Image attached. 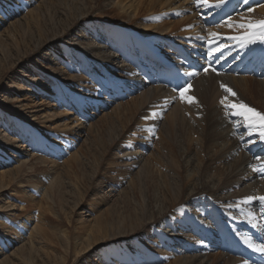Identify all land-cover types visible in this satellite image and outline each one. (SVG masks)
I'll return each mask as SVG.
<instances>
[{"label": "rangeland", "instance_id": "374dc122", "mask_svg": "<svg viewBox=\"0 0 264 264\" xmlns=\"http://www.w3.org/2000/svg\"><path fill=\"white\" fill-rule=\"evenodd\" d=\"M96 1L0 0V114L3 115L0 118V131L2 130V134L7 132V136H12L13 140L20 138L19 141H22V138L12 131V125L1 128L3 121L8 122L9 112L20 113L21 118H17L12 113H10V118H14V121L17 122L18 120L22 124L33 119L30 117L31 114H37L41 117L42 114L72 109L76 115L79 114L77 117L81 118L84 111L89 113V121H86L85 128L82 129L84 131L82 136L72 138L64 132H60L62 134H58L56 137L49 134L48 128H51L54 123L61 119L57 117L53 120L54 118L50 116L52 123L50 121L39 124L43 126L36 127L38 128L36 132L39 133L38 138L40 137L38 146L28 145L27 142L28 147L26 146V149L28 150L24 149L23 156L15 157L9 163H4V159L8 157L0 155V180L3 183L4 179L8 182V185L0 190V205L5 206L7 203L11 205L9 209L0 207V213L7 214L11 211L12 214H9V218L6 219L8 226L4 225L3 220H0V264H5L4 262L6 264H169L170 260L164 254L171 252L178 254V256L190 255L191 253L188 252L189 245L196 246L205 254L222 251L219 246L214 245L215 243L209 244L199 234L191 232L188 228H174L176 218L179 219L174 212L166 220L154 222L155 217L151 226H142V219H146L147 215L151 217V212L155 214L160 206L167 204L169 201L167 197L170 196L168 191L171 185L189 189L191 187V185H187L190 179L189 174L194 169L195 171L199 170V160L195 155L196 146L200 142L198 140L199 134L192 140V145H189V141L184 139L185 137L189 139L192 135L190 129L187 130L184 127L185 123H179L176 129L166 126L167 124L163 127L162 122L165 119L162 118L161 122L158 119H151L152 116L146 109V105L140 107L143 109H135L133 106L135 105V98L133 97H140L139 93L128 94L126 92L124 97L119 96V101L110 103L106 107L98 105L96 108L91 103L90 106L81 110L77 107L79 106L78 102L71 101L70 105L66 100L59 101L53 96L41 94L43 92L40 89V94L31 98L32 103H30L27 111L32 110V113L25 112L19 107L26 102L24 97L33 93L30 89L35 87L38 81H42V85L48 80L56 82L57 79L52 77L58 76L62 79L59 80L61 85L55 86L58 91L66 88V84L69 82L67 80L72 74H82L84 80L87 81L83 82L84 84L90 83L97 88L99 92L98 102L107 97L105 92L108 89L111 90L112 87L106 82L109 77L99 75L91 78L89 74L84 72V66L71 63V59L67 55L68 49H66V47L69 48L73 45L77 47L87 46L88 43L96 46L102 45V37H95L92 33L105 36V38H109V41H115L113 39L114 32L124 26V24H119L117 20L122 19L117 18L111 11L112 5L108 4V0H100L97 3ZM194 1L196 2V0ZM228 1L234 2V10L239 8V0H227L223 1V4ZM257 8L259 6L249 9ZM64 11L65 15L62 14ZM86 11H89L92 16L86 15L78 27L74 26L71 37L61 36L62 44H47L42 47L38 45L42 40L51 42L53 36L58 33L56 31L64 27L68 21L70 22L69 17L74 13L71 20ZM241 11L245 10H237L234 12L233 18L238 16L237 12ZM102 26L106 27V30L101 29L100 31ZM126 26L125 29L131 27L130 32H133L139 39H146L150 44L148 47L152 45L153 48H157L156 40L158 39L167 41L166 38L157 34L148 40L146 36L135 33L133 26ZM217 26L220 27L219 24L213 27L217 28ZM107 35L111 37H107ZM73 38L78 43H74L71 40ZM129 39V37H125V40ZM231 39L236 40L240 46L248 44L240 37H231ZM115 45L121 46V48L127 47L126 43L121 45L114 42L109 50L118 56L120 52L119 49H115ZM148 47H143V50L141 48L139 53L146 55L149 51ZM125 52L128 55L133 53L130 48H126ZM120 60L115 61V64L120 66L129 64L128 61ZM134 61L137 62V59L134 58ZM209 72L214 71L210 69ZM203 74L200 73L194 82ZM61 75H65L67 78L63 80L64 77ZM249 77L256 78L254 76ZM262 79L257 78L256 82ZM35 80H37L36 83H33ZM215 81L221 88L223 82H218V79ZM99 82H105L103 87L100 86ZM120 82L121 80L115 85L121 86ZM194 82L185 92L184 100L180 98V95L176 98L184 110L194 107L195 104L193 105V103L199 101L197 96L192 101L193 103L187 101L188 97H194V94L190 92ZM255 86L246 91L247 94L240 93L241 96L235 92L237 95L234 97L239 99H234V102L231 103L247 102L245 104L251 108L264 113V95L262 96L258 91V86ZM221 89L225 90L223 87ZM229 96H232L231 93ZM42 100H46V102L41 103ZM51 103L57 104L54 110L50 107ZM32 105L39 107L31 108ZM221 106L223 109H227L225 105ZM192 110V112H187H191L193 115L190 114L189 116L186 113L188 114L186 118L189 121L192 117L190 120L192 124L198 125V119H200L198 117H201V115H197L198 107L192 108ZM228 111L232 110L228 109ZM230 115L232 120H237L236 123L247 126L246 130H244L245 127L241 129V134L245 135L250 132V135L253 133L252 135L255 136L253 138L252 135L248 136L251 143L248 140L249 143L246 142L245 144H251L252 150L255 153L260 151V155L264 157L262 152L264 151V140L262 141L264 131L258 127L259 124L253 123L255 128L253 124L249 126L243 117L232 113ZM74 117L76 118V116ZM82 119L84 118L82 117ZM176 119L178 120V118ZM249 127H253V130ZM55 140H58L56 141L57 155L51 151L52 142ZM214 148L219 149L220 147L215 146ZM132 150L142 152V160L137 164H129L121 157L125 151ZM239 152L242 151L239 150ZM12 154L14 153L12 152ZM189 158L196 160L194 169L190 160L188 162ZM23 163H27V166H22L23 171L20 167L18 175L13 176L14 178H11L12 176L3 177L4 171L16 169ZM216 165L219 164H215L214 167ZM256 168L257 164L253 167L255 172H257ZM259 179L264 180V175H261ZM236 189H240L239 186ZM228 191V193H233L234 189ZM258 194L261 195L262 193ZM198 196L195 203L200 199L205 201V205L203 204V207L206 208L204 213L210 211L208 219H205V215L193 216L190 213L187 216L197 224H201L203 219L206 222L211 220L210 216L217 218L218 209L215 210L211 207L214 206L213 203L216 198L208 193H201ZM245 201L241 205L246 206L248 200ZM237 202L238 200L232 203ZM193 205L190 202L188 209L190 210ZM247 210L251 211L249 207ZM239 215L242 217L252 216L251 213L246 212ZM139 219L140 224H138ZM230 219L232 220V218ZM237 219L232 220V222L245 237L248 235L249 227L256 229L260 227L259 222ZM224 223L226 222L224 221ZM229 224L232 223L229 222ZM201 225L205 227L206 223ZM131 227L133 228L129 230ZM232 227L230 228L232 229ZM122 230H126V232L121 234H127L126 236H129L130 239H123V237L116 239L117 233ZM167 234L184 236L185 239L183 237L179 239L170 237ZM249 240H251L250 237ZM204 241L208 244H205ZM211 241L213 242L212 239ZM151 242L155 244L151 245ZM183 250L186 253H183Z\"/></svg>", "mask_w": 264, "mask_h": 264}, {"label": "bare ground", "instance_id": "6f19581e", "mask_svg": "<svg viewBox=\"0 0 264 264\" xmlns=\"http://www.w3.org/2000/svg\"><path fill=\"white\" fill-rule=\"evenodd\" d=\"M108 1V4L112 5L110 7L111 11L114 12L117 18L119 17L120 19H122L117 20L119 21L118 23L124 24L123 27L119 25L122 28H118L114 32L113 39L115 41H109V38H105V36H100L99 34L92 33L93 35H95V37H102V45L96 46L88 43L87 46L83 47H77L74 45L69 46V48L66 47V49H68L67 55L71 59V63L74 62L78 66H84V72L89 74L91 78L98 77L99 75H107L109 77L106 82H108L112 87L111 90H106L105 94L107 95V97L98 102L99 92L97 88L90 83L84 84L83 82L87 81L84 80V76L82 74H72L67 80L69 82L68 84H66V88L64 87L62 90L58 91L55 86L61 85L59 83V80H62L58 76L52 77L54 79H57L56 82L48 80V82L42 85V81H38L37 85H35V87L32 85L33 88L30 89L33 93H29L28 96L26 95L24 97V100H26V102L22 103L19 107L24 109L25 112H31L32 110L27 111L29 110L28 108L31 105L30 103H32L31 98L34 95L38 96L40 94V89L41 92H43L41 94L53 96V98L55 97L59 101L66 100L70 105L71 101L78 102L79 106L77 107L81 110L90 106L91 103L96 108L98 105L106 107L110 103L119 101V96L124 97L126 92L139 93L140 97H133L135 98V105H133L135 109H139L141 106L146 105V109L152 116L151 119H158L159 122H161L162 118L165 119L164 122H162L163 127L167 124L166 126L176 129L179 123H185L184 127L187 128V130L190 129L192 135L189 139H187L186 137L184 139L185 141H189V145H192V140L198 134V140H200V142H198L196 146L197 152L195 153L197 159L199 160L198 171H195L194 169V162L196 160L193 158H195V156L193 155V158L191 160L190 158L188 159V162L190 160L194 169L193 172L189 174L190 179L189 182H187V185H191V187L186 190L185 187L171 185L168 191V195L170 196H166L167 199L169 198L167 204L160 206L155 214L154 212H151V217H148L147 215L146 219H142V226H151L155 217L156 219L154 220V222H161L162 220H166V218H168V216L174 212L179 217V219L176 218L175 220V224L173 225L175 226L174 228H188L191 232L199 234L201 238L209 242V244L213 245L215 243L214 245H216V247L219 246L222 251L225 246H227L231 242L236 241L245 245L246 248L250 249L251 251H256L258 248L264 247V200L259 199L260 197H264V180L259 179L261 175H264V157L260 155V151L255 153L250 147L251 144H245L249 140L248 136H251L253 133L250 135L249 130L248 134H241V129H244L245 127L244 130H246L247 126L242 123L241 125L236 123L237 120H232V116L230 115L232 111L223 109V107L221 106L222 104L220 103V101L224 97H227L225 105L230 104L232 101L234 102V99L239 98L234 97L233 95L230 97V93L226 90H222V87L220 88V85H218L217 81H215L218 79V82H223V85L231 88L233 92H236L239 95L240 93H242L243 95L247 94L246 91H248L249 89L251 90V87L257 85L259 93L263 96L264 79L258 80L256 82L258 77L257 75H255V73L248 75L254 76L256 78L249 77L248 75L236 76L231 74L227 75L226 73L216 74L215 72H217V70L215 69V66L208 65L209 70L215 69V71L209 73L204 72V74L194 82L193 87L190 91L191 94H194V99L196 96L199 99L198 102H192L193 105L195 104L192 108L194 109L198 107V112L196 111L197 115H201V117H198L200 118L198 119V125H194V123L192 124V122L190 121L192 117L189 121L186 118L188 114L189 116L190 114L193 115V113H191L193 111L192 108L189 107L184 110L182 104L176 101V98H178L180 95L179 91H170L162 86L157 85H147L141 79L140 73L137 70V62L134 61V57L132 56L134 55L137 61L153 59L155 61L166 63L175 58V49H184L189 45H197L200 48L201 52L206 53L207 56H211L208 55L210 51L214 54L217 51L216 49L220 50L221 48H227V51L225 53L226 56H236L237 60L248 57V63L252 62L254 64L252 65L254 69L259 68V76L264 78V41L260 42V39L256 38L260 35L259 31L256 28L247 27V25L250 23L253 25H257L259 21H264V0H239V8L237 10L244 9L245 11L237 12L238 16L234 18V12H236L237 10L233 9V1H228L223 4V2H217L219 0H208L207 5L203 3V0H196V2L194 0ZM257 6H259V8L254 10L249 9L250 7ZM224 9H230V14L225 20L220 21V27L217 26L216 28L207 24V20L209 19V16L206 15L207 11H210L212 14H216L220 13ZM16 10L19 11L18 8H16ZM64 13L65 11L62 14ZM86 15L91 14L89 11L82 12L80 15L78 14L77 16L73 17L72 20V16H70V22L68 21L67 24L64 25V27L59 29V31H56L58 32L57 34L54 33L56 35L53 34L54 36L53 38L51 37V42H44V40H42L38 45L42 47L47 44H62L61 36L66 35L67 37H71L74 26L78 27V24L81 23ZM126 25L133 26L135 28V33L146 36L148 40H151L150 37H153L155 34H157L166 38L167 41L165 39H158L156 40L157 48H153L152 45L151 47H148V41L146 39H139L133 32L131 33V27L126 30ZM241 25H243V27ZM101 29L106 30V27L102 26L99 30L101 31ZM214 33L218 35H213ZM249 33H251L252 35L249 36ZM108 36L110 35H107V37ZM125 37H129L130 39L125 40ZM231 37H240L241 39H244V41H246L248 44H243L242 46H240L236 43L237 41L231 39ZM249 39H252L254 42H248ZM71 40L74 41V43H78L76 40H74V38ZM114 42H118L121 45L123 43L127 44V47L125 48H121V46L119 47L115 45V49H119V56L118 54L113 53L111 50H109V48H111V45H114ZM145 46L149 48V51H147L146 55L139 53L141 51V48L143 50V47ZM126 48H130L133 51L132 55H128V53L125 52ZM254 50L258 52H255ZM187 52L189 51L187 50ZM118 59H121L120 61H128L129 64L127 63V65L124 64L122 66L116 65L115 61H117ZM197 73H195V75H198ZM234 74L244 73L238 71L234 72ZM195 75H192V77H194ZM61 76L64 77L63 80L67 78L65 75ZM120 80L121 82L119 84L121 86H118V84L115 85V83ZM36 81L37 80H35L33 83H36ZM104 83L105 82H99L101 87H103ZM43 102H46V100L41 101V103ZM184 105H186V103H184ZM56 106L57 104L55 103L50 104V107H52L53 110ZM37 107L39 106L32 105L31 108ZM65 110L48 113L46 115L42 114L41 117L37 116V114H31L30 117L33 119H28L29 121H26L25 124L18 122V120L16 122L14 121V118H10V113L14 114L17 118H21L22 116L20 115V113L16 111H14L15 113L8 111V122L3 121V118L1 128L4 126H6L7 128L12 125V131H14V133H17L19 135L18 137L22 138V141H19L20 138L18 140H13L12 136H7V132H4V134H2V130L0 131V155L8 157L7 159H4V163H9L15 157L23 156L24 149L28 150L26 149V146L28 147V145H39L38 139H40V137L38 138L39 133L37 134L36 131H38V128L36 127L43 126L39 124L50 122V116L54 118L53 120H55L57 117L61 119L58 122L54 123L51 128H48L49 134H53L56 137V135L62 134L60 132H64L67 136L72 138H75L76 136H82V133L84 132L82 131V129L85 128L86 121H89V113L84 111L83 114H81V118H78L77 116L79 114L76 115V113L72 109L67 111ZM166 111L168 112L165 113ZM187 111L191 112L188 113ZM226 112L228 113L227 115L225 114ZM71 115L76 116V118L74 116L72 117ZM2 117L3 115L0 114V118ZM82 117L84 119H82ZM176 118H178V120ZM73 122L75 123L72 124ZM255 124L258 125V123ZM253 126L255 125L253 124ZM258 127L262 128L260 127V125H258ZM249 128L252 129L253 127ZM262 129L264 131V128ZM253 137L255 136L252 135V138ZM263 140L264 139H262V141ZM56 141L58 140L52 142L53 146H51V151L53 154L57 155L58 147L56 146ZM27 142L28 145H26ZM215 146L220 148L215 149ZM239 150L242 152H239ZM12 152L14 154H12ZM262 152L264 153V151ZM141 154L142 152L140 150L125 151V153L121 155V157H123L124 161H127L129 164H137L142 160ZM215 164L219 165H216V167H214ZM256 164L257 172H255L253 169ZM22 166H27V163H23L16 169L4 171L3 177L7 178L8 176H12L11 178H14L13 176L18 175L19 170L22 168ZM21 170L23 171L24 169L22 168ZM13 171L14 173H12ZM9 182L11 183L10 180ZM7 185L8 182L5 181V179L4 183L1 181L0 190L5 188ZM237 186H239L240 189H236ZM240 186H242L243 188ZM232 188L234 189L233 193H228V190ZM201 193H208L216 198L213 203L214 206L211 207H213L215 210L218 209L217 218H212L210 216L211 220H208L207 222L205 221V219H208L210 213V211H207L208 213H204V211L206 210V208L203 207V204L205 205V201L200 199V201L195 203L196 198H198V195ZM258 193L262 194L260 195ZM236 200H238V202L233 204L232 202H235ZM245 200H248L246 206L241 205L242 203L246 202ZM190 202L194 205L189 210L188 204H190ZM179 206L180 208H178ZM0 207H2L3 209H9L11 205L7 203L5 206L0 205ZM248 207L251 211L247 210ZM243 212H246L248 214L251 213L252 216L242 217L241 215H239ZM190 213L193 216L205 215L206 218L203 219V222H201V224L206 223L205 227H203L201 224H197L194 220L190 219L187 216ZM9 214H11V211L7 212V214L0 213V220H3L4 225L6 226H8L6 219L9 218ZM236 217L245 221L259 222V229L252 227H249V229L256 231L258 233V236L263 237V242L259 243L258 245L254 242V238H251L249 235H246V237L242 235L243 233H240L237 230L238 227H235L234 222H232V220L234 221V219L238 220ZM230 218H232V220ZM224 221L228 224L224 223ZM229 222L232 224H229ZM138 224H140V219ZM135 227L136 226L134 225V228ZM230 227H232V229ZM132 228L133 227H131L129 230H131ZM122 232H126V230L118 232L116 239H118L119 237H123V239H130L129 236H126L127 234H121ZM167 235L170 237H177L178 239L180 237H183L185 239L184 236H174L173 234ZM249 237L251 238V240H249ZM211 239L213 240V242L211 241ZM207 242H205V244H208ZM8 243L6 244L7 247ZM150 244L154 245L155 243L151 242ZM184 247L187 248V246ZM188 248V252L191 253L190 255L178 256V254H174L171 252H167L164 255L168 260H170L169 264H249L244 259L234 257L224 251H216L214 253L208 252V254H205L204 251L200 250L196 246L189 245ZM183 253L186 252L183 250ZM4 263L6 264V262Z\"/></svg>", "mask_w": 264, "mask_h": 264}, {"label": "snow or ice", "instance_id": "6c2138e0", "mask_svg": "<svg viewBox=\"0 0 264 264\" xmlns=\"http://www.w3.org/2000/svg\"><path fill=\"white\" fill-rule=\"evenodd\" d=\"M219 2H223V0H219ZM203 3L205 5L208 4V0H203ZM243 27V25H241ZM248 28H256L260 35L256 38L260 39V40H264V21H259L257 25H253V24H248L247 25ZM213 35H218V34H213ZM252 34L249 33V36H251ZM248 42H254L252 39H249ZM217 51H219V49H216ZM213 53L210 51L208 53V55H212ZM204 71L207 73L209 71V67H205ZM212 71H215V69H212ZM186 75L188 76H192L195 75L194 72H190V73H186ZM221 87L225 88V90L229 93H231V95L235 96L236 93L232 91L231 88H228L226 85H221ZM187 91L186 88H180L179 89V94H180V98L183 100L185 98V92ZM193 97H188L187 101L189 103H191L193 101ZM227 100V97H224L223 99H221L220 103L222 105H225V101ZM225 107L229 110H232V114L233 115H237L240 117H243L244 120L248 123L249 126H251L253 123H258L260 125V127L264 128V113H261L259 111H257L254 108H251L250 106H248L247 104L240 102V103H231L228 105H225ZM226 115L228 114L227 112L225 113ZM262 138H264V133H262ZM251 199V198H249ZM260 200H264V197H260ZM258 251H262L264 252V247H260L257 249Z\"/></svg>", "mask_w": 264, "mask_h": 264}]
</instances>
